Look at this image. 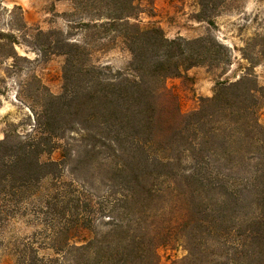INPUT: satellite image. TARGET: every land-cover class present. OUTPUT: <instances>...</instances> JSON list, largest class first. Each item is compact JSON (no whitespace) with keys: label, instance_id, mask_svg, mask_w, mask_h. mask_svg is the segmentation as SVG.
I'll return each instance as SVG.
<instances>
[{"label":"trees","instance_id":"1","mask_svg":"<svg viewBox=\"0 0 264 264\" xmlns=\"http://www.w3.org/2000/svg\"><path fill=\"white\" fill-rule=\"evenodd\" d=\"M68 1L80 15L76 26L120 45L130 60L113 70L94 64L84 42L36 35L50 54L65 56L62 92L43 94L24 137L4 131L0 228L22 209L33 213L51 256L40 257L30 241L16 251V264H157V248L175 241L187 251L182 264H264V88L249 74L217 83L184 115L166 80L205 61L219 66L230 57L226 46L168 40L159 28L131 23L140 0ZM223 1L203 4L214 10ZM4 37L11 50L0 45V61L18 58ZM73 131L84 143L82 163L107 169L105 192L68 190L36 205L34 187L59 166L40 157Z\"/></svg>","mask_w":264,"mask_h":264},{"label":"rangeland","instance_id":"2","mask_svg":"<svg viewBox=\"0 0 264 264\" xmlns=\"http://www.w3.org/2000/svg\"><path fill=\"white\" fill-rule=\"evenodd\" d=\"M203 3V0H140L136 17L130 20L141 28L161 29L168 40L212 38L229 49L230 57H222L219 66H209L205 61L166 80V87L176 95L184 115L198 110L203 99L211 98L217 83L234 82L249 74L264 88V0H224L214 10ZM79 17L68 0H0V36L3 34L15 42L13 49L18 56L0 61V140L7 129L24 137L43 94L58 96L62 92L65 56L50 54L43 39L36 36L39 32L60 33L69 42H84L91 49L94 64L113 70L126 69L129 53L120 45H108L107 37L99 39L91 31L76 26ZM40 42L44 43L43 50L38 47ZM5 43L6 39L0 40L8 53L11 46ZM260 102L258 121L264 127V101ZM56 144L52 153L40 157L41 162L59 163L54 168L55 176L45 177L34 187L32 202L37 205L68 190L80 192L92 188L95 196L105 192L101 175L107 169L101 163L94 166L82 163L84 143L78 132L65 134ZM37 217L29 211L23 213L22 209L4 221L0 228V264H16V251L30 241L39 246L40 257L51 256L40 245L45 235L41 233L43 223ZM97 223L100 231L105 230L101 219ZM156 255L157 264H182L187 251L175 241L159 246Z\"/></svg>","mask_w":264,"mask_h":264}]
</instances>
